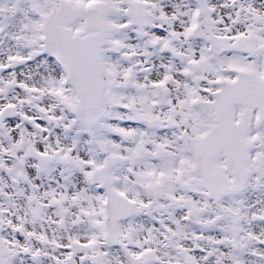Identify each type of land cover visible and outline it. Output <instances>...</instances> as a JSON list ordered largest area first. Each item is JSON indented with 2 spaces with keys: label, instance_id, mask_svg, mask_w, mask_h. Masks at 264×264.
Returning <instances> with one entry per match:
<instances>
[{
  "label": "snow or ice",
  "instance_id": "6c2138e0",
  "mask_svg": "<svg viewBox=\"0 0 264 264\" xmlns=\"http://www.w3.org/2000/svg\"><path fill=\"white\" fill-rule=\"evenodd\" d=\"M0 264H264V0H0Z\"/></svg>",
  "mask_w": 264,
  "mask_h": 264
}]
</instances>
